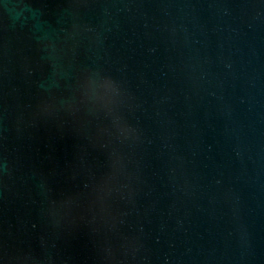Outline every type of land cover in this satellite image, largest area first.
Segmentation results:
<instances>
[{"label": "water", "instance_id": "water-1", "mask_svg": "<svg viewBox=\"0 0 264 264\" xmlns=\"http://www.w3.org/2000/svg\"><path fill=\"white\" fill-rule=\"evenodd\" d=\"M0 264H264V0H0Z\"/></svg>", "mask_w": 264, "mask_h": 264}]
</instances>
